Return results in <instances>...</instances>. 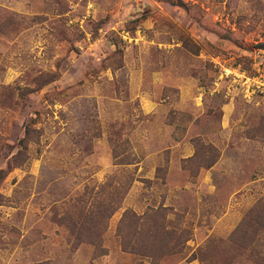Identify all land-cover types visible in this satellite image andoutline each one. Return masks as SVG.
Wrapping results in <instances>:
<instances>
[{
    "label": "rangeland",
    "instance_id": "rangeland-1",
    "mask_svg": "<svg viewBox=\"0 0 264 264\" xmlns=\"http://www.w3.org/2000/svg\"><path fill=\"white\" fill-rule=\"evenodd\" d=\"M217 57L264 79V0H0V264H264V91Z\"/></svg>",
    "mask_w": 264,
    "mask_h": 264
},
{
    "label": "built area",
    "instance_id": "built-area-1",
    "mask_svg": "<svg viewBox=\"0 0 264 264\" xmlns=\"http://www.w3.org/2000/svg\"><path fill=\"white\" fill-rule=\"evenodd\" d=\"M220 80L228 79L231 85L235 84L238 89H243L246 97L251 96L254 92L264 91V79L247 74L245 70L227 65L226 61L215 60Z\"/></svg>",
    "mask_w": 264,
    "mask_h": 264
},
{
    "label": "trees",
    "instance_id": "trees-1",
    "mask_svg": "<svg viewBox=\"0 0 264 264\" xmlns=\"http://www.w3.org/2000/svg\"><path fill=\"white\" fill-rule=\"evenodd\" d=\"M119 163H123V164L128 163V164H131V163H133V162H132V161H119L118 164H119Z\"/></svg>",
    "mask_w": 264,
    "mask_h": 264
}]
</instances>
